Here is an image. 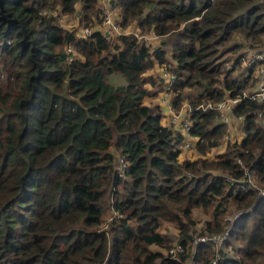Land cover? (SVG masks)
Returning <instances> with one entry per match:
<instances>
[{
  "label": "trees",
  "instance_id": "trees-1",
  "mask_svg": "<svg viewBox=\"0 0 264 264\" xmlns=\"http://www.w3.org/2000/svg\"><path fill=\"white\" fill-rule=\"evenodd\" d=\"M79 1L85 20L102 12L98 0H0V264H264V195L229 181L244 174L239 157L264 180V102L233 105L245 135L212 159H182L185 134L146 102L151 69H167L175 106L193 88L189 134L202 152L216 146L227 124L197 106L257 82L255 63L235 72L241 50L264 47V0H114L122 27L161 36L155 48L131 33L112 47L65 28L52 10L73 13ZM229 52L238 55L225 69ZM115 71L126 84L107 81ZM215 202L198 231L194 209ZM111 208L118 216L105 222ZM226 231L219 248L192 242ZM174 242L183 251L153 247Z\"/></svg>",
  "mask_w": 264,
  "mask_h": 264
},
{
  "label": "rangeland",
  "instance_id": "rangeland-1",
  "mask_svg": "<svg viewBox=\"0 0 264 264\" xmlns=\"http://www.w3.org/2000/svg\"><path fill=\"white\" fill-rule=\"evenodd\" d=\"M101 1L98 0V3L96 5V8L101 7ZM112 9L115 13H113V18L115 16V20L119 22V7L114 4V0L111 1ZM77 10L73 13H65L62 10V7L60 5L55 6L54 11L52 14H54L57 18L60 24H62L67 29H73L77 31L80 28H83L85 26H92V28L98 32L102 38V42L106 44V41L108 40V46L117 47L119 45V41L117 39L118 34L122 33H128V34H135L138 36H142L146 39L147 43L150 44L152 48H155L160 45L161 43V36L157 35L153 31L145 32L144 34L141 33V30L137 27L136 23H133L129 25L128 27H122L117 25V28L111 27L109 25H105L102 22V13H100L98 16H93V22H90L89 20H85L82 18L84 15V12L82 10V1H79L76 4ZM95 8V9H96ZM107 31H109V34L107 35ZM141 38V37H139ZM257 44L260 45L261 42L257 41ZM169 50L171 51V47H169ZM243 51V55L241 56L242 60L240 62V66L238 68V71H236L235 75L237 77L243 78V75L246 74V70L248 66L251 64L250 61V55L253 53H256L257 51H264V47L262 48H247ZM237 52H229L225 54L224 56V68L228 69L231 68L232 63L234 61V58L237 57ZM150 73L155 76V83L148 85L150 88V95L146 98V102H148L151 105H158L161 108V111L163 113L162 121H164L165 124L169 125L173 131L176 132H182L186 136V141L184 144H182V153L181 158H190V159H196V158H208L212 159L215 158L216 155L221 154L228 150L230 147V144L240 140L244 135L243 130V123L240 122L239 117L235 116L234 114H229V124L226 125L225 133L224 135L219 139V142L216 146L211 148H206L205 152H202L199 148L198 141L200 138L198 136H192L189 134L188 128L189 125L192 124V120L190 118V113L193 109L191 98L188 96V94L193 90V88H186L184 90V98L182 99V102L175 106L173 104L174 102V92L171 88V84L174 81V76L170 71L167 69L161 68L158 65H155ZM170 73V79L167 83L166 80L168 79L167 74ZM257 75V72H256ZM107 81L114 86L123 85L127 83V78L122 72H112L108 75ZM172 81V82H171ZM252 82V80H250ZM257 82L251 86L249 89H246L247 92H252L254 88L256 87ZM167 102H170L172 106L174 107V113L179 114V118L177 120L173 119V115L167 111L166 104ZM211 102V101H209ZM206 101L207 104L209 103ZM262 112V111H261ZM258 119H264V113L262 112V115L259 117L258 113ZM260 120V121H261ZM118 165L120 163L118 162ZM253 171V170H252ZM217 173H221L222 175H225L227 173L215 171ZM255 178L258 184L261 186H264V180L261 179L257 171H253ZM230 202V200H228ZM216 202L214 205H211L210 207H197L194 209L193 218L196 221V226L198 228V231L201 230V226L204 225V223L207 220H211L213 216V209L215 207ZM238 212V210H235V206L232 202L229 203V207L227 212L224 215V220L227 222H231L233 219H235V214ZM115 211L113 208L109 209L105 214V222H108L111 220V218L114 216ZM162 231L168 232V233H176L177 229L174 225V223L169 221H164L163 226L161 228ZM202 235H195L194 239H192L193 244L196 246L198 242V238ZM176 242H174L175 244ZM181 245L179 243H176V245L171 249H161L158 248V246H153L154 248L160 249L163 252H172L173 254H177L178 250L183 251V249L180 247Z\"/></svg>",
  "mask_w": 264,
  "mask_h": 264
},
{
  "label": "built area",
  "instance_id": "built-area-1",
  "mask_svg": "<svg viewBox=\"0 0 264 264\" xmlns=\"http://www.w3.org/2000/svg\"><path fill=\"white\" fill-rule=\"evenodd\" d=\"M101 1V8H102V22L105 25H109L111 27L117 28L120 25V22H117L115 20V16L113 18V13H115L112 9V0H100ZM54 10H52L53 12ZM44 13H47V11H44ZM95 30L92 28V26H85L83 28H80L77 31V35L80 37H87L91 36ZM68 52H72V47L69 45L67 48ZM250 61L251 63H255L256 65V72H257V85L254 88L252 92L244 91L242 95L240 96H226L222 100L217 102H209L207 104H201L197 106V108L201 107L203 109L208 108H216L219 110L223 120L226 122V124H229V113L231 108L234 104H236L239 100H241L244 97H250L252 99H255L259 102H264V51H257L256 53H253L250 55ZM73 57H71L72 59ZM172 82V81H171ZM167 111L173 115V119L177 120L179 118V114L174 113V107L170 102H167L166 104ZM262 115V112L259 111V117ZM240 121L244 122L245 117L239 116ZM244 124V123H243ZM238 162L240 163L244 174L240 178H235L233 176H229V181L232 184H237V188H241V190H247L249 188L256 189L259 193L264 195V186H261L258 184L255 175L252 171V169L244 163V161L239 157ZM119 171L123 167V161H119ZM239 213L237 212L235 214V217L238 216ZM114 216H118V213L115 211ZM234 221V219L232 220ZM228 234V231L224 233H219L213 236H200L198 238V241H204L207 239H211L217 248H219L223 243L224 239L226 238Z\"/></svg>",
  "mask_w": 264,
  "mask_h": 264
},
{
  "label": "water",
  "instance_id": "water-1",
  "mask_svg": "<svg viewBox=\"0 0 264 264\" xmlns=\"http://www.w3.org/2000/svg\"><path fill=\"white\" fill-rule=\"evenodd\" d=\"M106 33H107V35H108V34H109V31H107Z\"/></svg>",
  "mask_w": 264,
  "mask_h": 264
},
{
  "label": "crops",
  "instance_id": "crops-1",
  "mask_svg": "<svg viewBox=\"0 0 264 264\" xmlns=\"http://www.w3.org/2000/svg\"><path fill=\"white\" fill-rule=\"evenodd\" d=\"M167 76H168V74H167ZM164 122V121H163Z\"/></svg>",
  "mask_w": 264,
  "mask_h": 264
}]
</instances>
